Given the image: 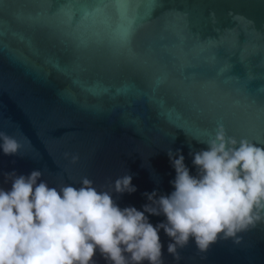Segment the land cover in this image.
Returning <instances> with one entry per match:
<instances>
[{"label": "water", "instance_id": "obj_1", "mask_svg": "<svg viewBox=\"0 0 264 264\" xmlns=\"http://www.w3.org/2000/svg\"><path fill=\"white\" fill-rule=\"evenodd\" d=\"M216 123L264 138V0H0V131L22 145L0 153V186L12 170L97 187L128 173L117 203L139 209L171 190L166 151L194 171L189 145ZM239 235L174 259L161 230L163 264H264V225Z\"/></svg>", "mask_w": 264, "mask_h": 264}, {"label": "clouds", "instance_id": "obj_2", "mask_svg": "<svg viewBox=\"0 0 264 264\" xmlns=\"http://www.w3.org/2000/svg\"><path fill=\"white\" fill-rule=\"evenodd\" d=\"M203 148L189 155L179 148L166 155L174 171L171 190L145 191L139 209L117 199L136 186L128 173L108 187L87 177L50 185L42 171L3 174L0 186V264H163L161 230L167 253L191 241L200 253L218 239L239 243L240 233L264 225V138L229 134L223 123L193 137ZM20 141L0 131V153L16 155ZM75 163L77 155L65 154ZM149 216L163 217L155 224Z\"/></svg>", "mask_w": 264, "mask_h": 264}]
</instances>
